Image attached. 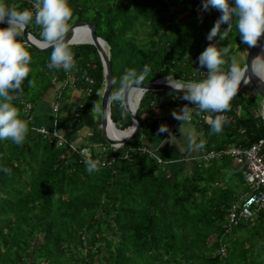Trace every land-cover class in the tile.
Returning a JSON list of instances; mask_svg holds the SVG:
<instances>
[{"label": "trees", "instance_id": "16d2710c", "mask_svg": "<svg viewBox=\"0 0 264 264\" xmlns=\"http://www.w3.org/2000/svg\"><path fill=\"white\" fill-rule=\"evenodd\" d=\"M3 2L29 9L25 0ZM68 2L73 10L70 24L92 23L105 41L112 85L125 69L139 71L145 65L150 72L144 83L166 76L177 82L202 80L207 69L199 68L198 56L209 43L230 45V56L243 65L238 51L248 46L241 43L235 24L226 40H207L221 13L214 8L204 11L202 0ZM225 28L221 25V31ZM28 30L39 39L38 26L33 23ZM71 45L76 66L68 72L48 67L51 49L27 46L32 57L28 80L34 85L29 87L26 79L23 94L13 103L29 131L22 145L0 140V264H264V205L252 220L241 219L225 229L228 208L248 187L230 155L200 156L264 140L260 97L253 90L237 92L230 110L222 113L227 122L220 133L211 132L207 119L188 122L199 133L193 144L196 154L189 155L188 147L178 152L160 146L165 133L157 135V130L163 117L148 115L188 101L182 95L148 91L137 103L135 135L113 148L97 126L104 84L97 52L89 43ZM81 75L92 80L91 94L81 93L67 118L68 132L62 129L75 144L72 149L35 132L33 126L52 129L49 115L35 114L39 101L53 89L52 102L59 105L72 90L63 80L76 76L73 84L80 90L85 87ZM109 117L118 129L131 123L117 104H109ZM81 131L87 139L76 142L73 134ZM201 140L203 148L197 147ZM88 156L100 161L98 171H87Z\"/></svg>", "mask_w": 264, "mask_h": 264}, {"label": "clouds", "instance_id": "9594fccd", "mask_svg": "<svg viewBox=\"0 0 264 264\" xmlns=\"http://www.w3.org/2000/svg\"><path fill=\"white\" fill-rule=\"evenodd\" d=\"M209 8L221 13L207 34L209 42L217 36L221 41L226 40L233 24L241 43L249 48L256 47L264 36V0H202V9L207 11ZM32 9L34 11L27 8L18 10L0 0V24L7 25L0 27V140H11L16 145L24 143L29 125L21 118L13 101L23 94V82L26 79L29 87L34 85V81L28 80L32 61L25 43L28 27L33 23L38 26L39 47L51 49L48 64L50 69L62 68L68 72L76 66L70 38L66 39L73 16L68 0H33ZM221 25H227V28L221 31ZM230 52V45L218 47L217 43H209L198 56L199 68L207 69L204 79L177 82L172 77L167 78L174 90L183 91L182 99L197 106V116L204 112L217 113L214 118L206 117L212 133L222 131L227 122V117L222 113L230 110L231 101L237 95L242 81L249 84L250 77L255 76L264 82V55L254 57L250 67H242L235 56H230ZM226 64L227 69L224 67ZM149 72L147 65L139 71L135 68L125 69L118 84L110 86L112 90L107 95V104H117L121 116L126 115L132 107L130 95L133 92L139 95L148 92L142 85ZM172 116L183 123L187 122L192 118L191 109L185 105L179 112L173 110ZM165 132L169 133L172 140L174 136L168 126L160 125L157 135ZM191 144H195V141H191ZM204 144L205 141L201 140L197 147L203 148ZM84 162L89 173L99 170V160L88 156Z\"/></svg>", "mask_w": 264, "mask_h": 264}, {"label": "built area", "instance_id": "2783aa9c", "mask_svg": "<svg viewBox=\"0 0 264 264\" xmlns=\"http://www.w3.org/2000/svg\"><path fill=\"white\" fill-rule=\"evenodd\" d=\"M29 4V10L32 9L33 0H25ZM34 11V10H33ZM77 77H69L63 80L64 84L69 85L72 89H76L73 81L76 80ZM79 79L81 82L84 83L85 87L83 89H80L79 91L85 95L89 96L91 94V85L92 80L86 76H79ZM81 104H79L77 107H80ZM185 105L190 107L192 118L191 120L187 122H191L192 119L195 120L197 124H199L200 119L204 120L206 119V114L200 115V117L197 116V118L194 117V112L197 111L196 105H191L190 102H185L182 104L181 107L177 105H168L166 108L170 111V117L173 120L171 124L172 126L179 122V120L174 119L172 116V111L176 110L179 112ZM25 107H29V104L26 103ZM58 104L53 103L51 105L52 111H57ZM261 113V112H260ZM262 117V113H261ZM33 129L35 132L45 135L48 138H55L57 143H63L65 146H69L70 148L74 149L75 144L71 141H69L66 138V135L64 132H58L54 126H52V129L46 130L42 126H33ZM264 140L259 139L258 141L251 143L248 146H234L229 145L225 147L224 149H221L219 151H207V152H201L200 156L204 159L218 156L220 154H226L230 155L235 162L239 165L241 168V173L243 175V179L245 184L248 187V190L241 193L238 198L230 205V207L227 210V221L224 225L225 229H228L229 227L236 225L239 220H252L253 214L256 213L263 205H264V160L262 158V149H263ZM139 150H143V148H138ZM80 153L84 156L87 155L86 149H80ZM159 161V159L157 158Z\"/></svg>", "mask_w": 264, "mask_h": 264}, {"label": "water", "instance_id": "95a60500", "mask_svg": "<svg viewBox=\"0 0 264 264\" xmlns=\"http://www.w3.org/2000/svg\"><path fill=\"white\" fill-rule=\"evenodd\" d=\"M6 25V24H5ZM70 31L66 36L67 38H70L71 42V35L72 31L76 27H82L85 26L88 29V37L89 41L87 42H80V43H89L92 44L97 52V55L100 60V64L102 66V73L104 77V84L100 91V98H99V123L98 128L100 131V136L108 143L111 147H119L122 146L124 143H126L132 136L135 135L138 127H139V117L136 115V107L132 106L131 109L128 111V115L131 119V123L129 126L118 129L115 127L114 123L111 121L109 117V104H107V95L110 94V86L113 82V75L110 70V62L107 52V47L105 44V41L96 34L94 25L92 23H89L87 21H76L70 24ZM29 28V27H28ZM25 43L27 46L31 47L35 51H41L45 50L39 47V39L35 38L27 29V37L25 40ZM79 44V43H74ZM264 49V36L260 38L258 41V45L256 47H251L247 49L243 61V66L248 65L250 67L251 60L256 57L257 55H260V53ZM50 50V49H48ZM250 73H246V75H249ZM167 77H161L157 78L148 82H145L142 87H146L148 91H158L163 93H172L176 95H182L183 91L174 90L168 83ZM245 84L243 81L240 84V87H243ZM254 93H256L261 101L264 103V82H261L257 77L251 76L250 77V83L248 84ZM108 126H111L115 131L121 132L122 134L119 137L112 136L108 133Z\"/></svg>", "mask_w": 264, "mask_h": 264}, {"label": "rangeland", "instance_id": "374dc122", "mask_svg": "<svg viewBox=\"0 0 264 264\" xmlns=\"http://www.w3.org/2000/svg\"><path fill=\"white\" fill-rule=\"evenodd\" d=\"M247 49H242V50L238 51V54L240 55L239 58L245 57V53H246ZM166 77L168 78V76H166ZM173 80H175V79H173ZM239 91H245L246 93H251L252 89L249 87L248 84H246L243 87H241L238 90V92ZM134 93L135 92H133L131 94V102H130V104L133 102ZM136 95H137V98H136V100L134 98V100H135V102H138L140 97H141V95L135 94V97H136ZM135 102L132 104V106L135 105ZM261 103L264 104L263 102H261ZM52 104H53V102H52ZM64 105L67 106L66 107L67 108L66 113L68 115H70V114H72L74 112V110L76 108V105H77V102L73 98L69 99L68 101H65V103H63L61 101L60 102V110L63 109ZM48 106H49V103H48ZM148 115H154L156 117H163V119L161 120V125L162 124L167 125L168 128L171 131L172 136H174L173 139L171 140L170 137H169V133L165 132L164 136L160 140V144H159L160 146H164V145L168 144V147L172 146L178 152H179V150L180 151H184L188 147L189 148V150H188L189 152H187V154H189V155H195L196 154L195 145L191 144V141H193L199 135V133H198V131H196L192 127V124H190L188 122H184L183 123L182 121H179V122L175 123V125H173L172 128H171L170 126H171L173 120L170 117V111H167V110H165V111L157 110L154 113L149 112ZM81 132H82V134L78 135L79 137L76 134H73V138H74V140L76 142L77 141L79 142V140L81 138L87 139L88 135L85 134L84 131H81ZM66 135H67V132H66ZM161 142H162V144H161ZM190 144H191V147H190Z\"/></svg>", "mask_w": 264, "mask_h": 264}, {"label": "crops", "instance_id": "0c3cea01", "mask_svg": "<svg viewBox=\"0 0 264 264\" xmlns=\"http://www.w3.org/2000/svg\"><path fill=\"white\" fill-rule=\"evenodd\" d=\"M53 94H54V90L51 89L49 91L48 96L46 97L47 99L45 101L44 100L39 101V103H41V105H39L36 108L35 114L36 115H41L42 118H47L48 115H49V118H48L47 122L50 123L51 126H54L55 128L60 127L61 130L63 129V130L68 132V129L66 128L68 126V123H67L68 119L67 118L69 116L66 113V111H67L66 107L67 106L64 105L63 109L60 110V104H59L58 108H57V111L54 112V115H53L55 118H53L52 114L50 113V111L52 112L51 105H52ZM71 98L75 99V101L78 103L82 99V94H81V92L78 89H72V90H70L68 92V96L66 98L62 99V102L65 103V101H68ZM48 103H49V106H48ZM58 110H59V112H58ZM50 116H51V118H50ZM64 133L66 135V132H64ZM159 144H160V142H159ZM161 144H162V142H161ZM165 147H168V144H166ZM169 148H173V147L171 146Z\"/></svg>", "mask_w": 264, "mask_h": 264}, {"label": "bare ground", "instance_id": "6f19581e", "mask_svg": "<svg viewBox=\"0 0 264 264\" xmlns=\"http://www.w3.org/2000/svg\"><path fill=\"white\" fill-rule=\"evenodd\" d=\"M87 41H89L88 29L85 26L76 27L73 29L72 35H71V42L72 43H80V42H87ZM262 50L263 51L260 53V55H264V49H262ZM135 94H137V93H134L133 102L131 103V105L135 102V100L137 98V95L135 97ZM134 98H135V100H134ZM130 102H131V95H130ZM137 103L138 102H135V105ZM107 130H108V133L110 135L115 136V137H119L122 134L121 132L115 131L111 126H108Z\"/></svg>", "mask_w": 264, "mask_h": 264}]
</instances>
